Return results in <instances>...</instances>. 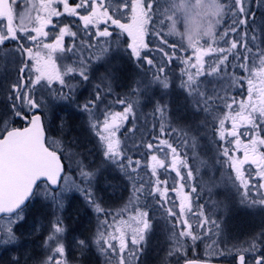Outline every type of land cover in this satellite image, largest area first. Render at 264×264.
<instances>
[{
    "label": "snow or ice",
    "instance_id": "obj_1",
    "mask_svg": "<svg viewBox=\"0 0 264 264\" xmlns=\"http://www.w3.org/2000/svg\"><path fill=\"white\" fill-rule=\"evenodd\" d=\"M16 4L17 0H0V61L10 60L15 69L14 79L9 77L0 83V221L6 220L0 223V246L19 242L16 231L27 221L28 202L42 196L50 217L44 244L51 253L43 264H65L67 229L58 213L64 207L65 191L75 187L100 221L92 242L101 252L116 258L118 264H130L129 258L134 261L146 242L153 228L152 206L160 211L165 224L171 225L169 239L176 245L175 253L182 252L189 240L193 247H198L196 242L205 237L211 241L208 260H185V264H210L213 256L226 258V264H264V229L231 248L220 246L215 237L220 235L221 226L209 214L212 209L195 203L203 191L196 183L200 169L192 163L197 159L195 137L189 140L181 130L184 139L178 145L170 139L176 129L161 123L159 135L149 133L150 138L141 136L139 144H133L140 154L139 159H133L124 143L128 133L122 129L130 117L134 118V103L118 98L116 103L123 105L122 110L106 108L101 112L98 102L103 98L97 87L96 95L78 107L87 114L89 130L96 137V148L103 160L95 170L81 164L80 184L64 177L61 160L66 149L60 141L46 138L44 121L55 101L68 100L73 94L74 86L65 77L89 80L82 60L78 66L55 71V54L73 51L64 46V38L76 39L83 32L107 44L118 29L130 38L131 42L125 43L132 57L157 67L161 75L154 73L153 81L161 88L170 86L165 59L168 63L179 60L184 66L180 87L191 97L195 111L206 114V125L211 117L215 144L211 166L227 170L228 182L242 204L264 207V16L257 20L253 11L255 7L264 14V0H169L163 10L158 0H33L29 11L36 15L22 14L20 22L14 23ZM228 14L231 24L218 32ZM62 17L73 20L65 23ZM149 23L153 25V35L160 38L161 46L156 49L161 53L160 65L141 56V50L148 48L145 35ZM72 24L76 25L75 31ZM169 36L179 37V42L170 43ZM189 49L190 54L179 56V51ZM100 51L107 55V48L101 47ZM5 68L6 64L0 62V72ZM226 76L227 88L221 85L219 91H209L208 85L213 83L209 77L224 80ZM153 81L137 82L131 95L146 94ZM245 84L246 98L237 100L230 94L235 87L243 91ZM156 111L163 115V108L158 106ZM18 122L23 126H16ZM241 151L242 156L238 155ZM199 163L209 166L207 161ZM108 164L118 165L132 183L128 202L111 220V214L91 190L101 168ZM62 181L69 188H64ZM76 244L84 251L90 241L84 237ZM10 264H20V259L13 258ZM215 264L222 261L216 259Z\"/></svg>",
    "mask_w": 264,
    "mask_h": 264
},
{
    "label": "rangeland",
    "instance_id": "obj_2",
    "mask_svg": "<svg viewBox=\"0 0 264 264\" xmlns=\"http://www.w3.org/2000/svg\"><path fill=\"white\" fill-rule=\"evenodd\" d=\"M32 2L33 0H17L15 9L17 17L14 20V23L20 22L19 16L22 14L27 13L32 17L36 15L35 11H29ZM36 2L38 3V0H36ZM168 2L169 0H159L161 10L167 7ZM153 5L156 7L155 3ZM258 13L260 15L262 14L260 11ZM262 15L264 16V14ZM71 20H73V18L64 17L65 23H68V21ZM231 20V15H226L224 21L218 28V32L223 30L225 25H230ZM128 21L131 22L130 13L127 17V22ZM26 22L29 24L31 23V21L27 20V16ZM71 27L74 31L76 30L75 24H72ZM174 38L175 42L177 39L179 40V37ZM120 41L125 42L122 37ZM113 42H116V40ZM152 42H157V40H152ZM201 42L204 43V41ZM89 43L91 46H89ZM98 43L99 42H97L96 38L85 36L83 32H80L76 39H73L72 37L68 39L67 47L73 48L72 52L57 53L54 56V63L59 65L56 69L58 72L64 71L65 66H63V63L72 62V66H78L79 62L82 60L85 67L88 69V74L93 73L102 75H96L94 76L95 78L89 76L88 81L82 80L79 76L69 78V83L74 86L73 94L68 100L55 101L51 111L44 117L47 139L49 141H60L63 145V149H66L62 156L66 166V171L63 174L64 177L69 182L75 180L80 184H82L79 175L81 164L95 170L101 165V161L103 160V157L99 154L96 148V137L89 130L87 114L83 113L78 107L96 95L97 87H99L100 95L103 98L102 102H98L101 112H103L106 107L110 108L112 111L122 110L123 105L116 103L118 98H124L133 102L134 109H136L135 111H143L144 106L152 102L150 101L151 99L166 101V105L171 108L177 117L183 113L184 105L188 108L192 107L191 111H195L193 110L195 109V105L193 104L191 97H189L180 87L181 82H179V80H171L169 88L163 89L153 80L148 79L143 71L132 65L130 56L131 49H125L121 43H114L112 48L107 46V55L104 56L100 51L102 46ZM158 47L160 46L156 43L155 49ZM155 52L157 54V57L155 56L157 61L162 60L158 51ZM97 57L101 58L97 59ZM0 62L6 64L5 70L0 72V83L5 82L9 77L14 79L15 69L11 64V61ZM228 73L230 75V70H228ZM114 78H116V80H113ZM208 79L213 81L212 84L208 85L209 91L213 88L219 91L221 85L225 88L228 87L227 76L224 80L212 77H209ZM147 81H153L150 91L144 95H131L132 89L137 87V82L143 83ZM54 87H59V85L54 84ZM246 88L247 85H245V89L242 91L239 87H235L230 94L236 95L237 100L246 98ZM92 90L96 92L91 93ZM64 91L67 92L68 90L65 89ZM168 103L171 106H169ZM66 117H68V120L66 124H63V120L65 121ZM201 117L204 116L200 115V118ZM71 118L73 120L75 119L74 124L68 123ZM192 122L191 119L185 124L182 122L178 124L177 122L175 125H171V128L176 129V131L173 132V136L177 137V140L174 142L178 145L181 144L183 138L181 130L185 132L186 129V131L189 132L187 133L189 140L193 137L196 138L198 143V146L195 149V154L198 155L196 157L199 161H207L209 163V166L207 167L197 163L200 170L206 172L213 171L212 169L218 170L216 174L213 172L207 174L205 179L203 178V172L200 174L197 173L198 181L208 186L205 198L206 201L204 204L207 205V208L212 209V212L209 214L212 219H216L218 222L221 220V222L227 225L225 228L229 231L225 230V232H231L230 234L235 236L245 234L238 231V229L240 230V227H244L243 229L246 228L248 233V226L264 222V207L260 205L248 206L240 202V195L236 193L235 189L232 188L231 183L228 182L227 170L221 169L219 165V168L211 166V161L215 152L212 128L205 129L201 127L203 123L199 121L197 114L194 122L199 123V128ZM21 123L23 125V122H18L16 126ZM128 129L126 130L127 133ZM136 133L140 137L144 136V133L141 131H136ZM140 137L137 138L132 132L131 134L128 133L127 139L124 140V143L127 145V154L134 155L139 153V151L133 147V144H139ZM191 154L192 151H190L189 155ZM101 169L113 176L111 177V181L115 179V183L107 184L104 182L107 178H103L102 181L104 185L101 186L99 178H96V180L92 182L91 190L97 201L105 208L106 212L111 214L108 217V219L111 220V216H114L119 212L128 202L129 197L131 196L129 187L132 188V183L127 182L126 179L128 178L124 174L119 173L120 168L118 165L108 164ZM103 175L104 173L101 172L98 176L103 177ZM208 178H210L211 181H206ZM62 186L66 189L69 188V184H64L63 181ZM64 196L66 197L63 200L64 207L58 215L63 217L67 229L64 238L65 256L63 259L65 264H118L116 258L104 254L98 246L92 242V235L96 231L100 221L97 219V214L91 208L86 206L81 193L77 188L71 187L70 190L65 191ZM219 203L221 205V210L217 205ZM230 203L232 205H230ZM29 205L30 208L27 213V221L24 223L23 227L18 228L16 231L19 242L15 245L0 246V264H10V261H12L13 258L20 259V264H43L51 254L47 246L44 244L48 235L47 228L50 217L48 210L44 206L43 197H32ZM230 208L231 210H229ZM80 210H83L81 216V219L83 218V224L76 228L72 226V222L69 218L77 211L81 213ZM226 210H228V217L226 216L228 220L227 223L225 218H222L223 221L220 218V215L222 214L221 211L223 212ZM240 211H242V213H240ZM153 216V228L149 232L146 242L140 247L136 259L132 261L131 258H129L130 264H179L184 259H187V257L169 255L167 248H165V244L166 240L168 242L172 241L167 238L171 225L165 224L160 217V211L158 209L154 211ZM73 218L74 216H72V219ZM0 223H6V220L0 221ZM163 232L164 237L166 238L164 242ZM84 237L89 238L90 245L87 249L81 251L77 246L76 241ZM170 252H172V250H170Z\"/></svg>",
    "mask_w": 264,
    "mask_h": 264
},
{
    "label": "flooded vegetation",
    "instance_id": "obj_3",
    "mask_svg": "<svg viewBox=\"0 0 264 264\" xmlns=\"http://www.w3.org/2000/svg\"><path fill=\"white\" fill-rule=\"evenodd\" d=\"M158 3H159V0H158ZM160 4V3H159ZM153 7H154V5H153ZM155 8V7H154ZM255 8L253 7V10H254ZM62 20H64V17H62L61 18ZM53 20H54V22H55V18H53ZM123 22V21H122ZM129 23H130V21H128ZM152 29H153V25L151 24V23H149L148 24V26L146 27V35H145V42L148 44V48L147 49H142L141 50V56L143 57V56H147L148 58H151V59H153V62H154V65H160L161 64V61L162 60H159V61H157V59L155 58V56L157 55L156 54V49H155V44L156 43H158L159 44V46H161L160 45V38L159 37H157V36H155V35H153V31H152ZM163 31L166 33L167 32V29L166 28H164L163 29ZM121 37L126 41H128V43H130L131 41L129 40V38L127 37V34L126 33H120V30H118V29H115L114 30V34H113V36L112 37H110V38H108V43L107 44H105L104 42H103V40H100L99 41V45L100 46H102L103 48H108V47H110V48H112L113 47V45H114V43H121L122 45H123V47L126 49H130L129 47H128V44H126L125 42H121L120 40H121ZM69 38H71L70 36L69 37H65L64 38V45H65V47H67V44H68V39ZM51 36L49 37V41H51ZM157 40V42H152V40ZM97 40V39H96ZM114 40H116V42H113ZM168 40H169V42L170 43H178L179 42V40L177 39V41L175 42L174 40H175V38L174 37H172V36H169L168 37ZM97 42H98V40H97ZM201 43H203V42H201ZM108 46V47H107ZM166 50L167 51H169V52H171L172 51V49L171 48H166ZM189 52L188 53H185L183 50H181V51H179V56H185V55H188V54H190V52H191V50L189 49L188 50ZM159 53V52H158ZM56 55V54H55ZM131 56V55H130ZM159 56H161V53H159ZM157 57V56H156ZM162 58V57H161ZM165 64H166V67H165V73H166V75H167V77H168V79H169V81H171V80H173V79H177V80H181V71H182V69H183V65L179 62V60H176V59H174L171 63H168L167 61H166V59H165ZM131 63H132V65L133 66H135L136 68H139V70H141V71H143L144 73H145V76L148 78V79H150V80H153V74L154 73H156L157 75H161L159 72H158V70H157V67H154L153 65H148L147 64V62H146V60H140V61H138V60H136V58L135 57H132L131 56ZM69 64H70V66H72V62H69V63H63V66H69ZM56 65V68H55V71H56V69H57V66H59L58 64H55ZM58 72V71H57ZM90 77L91 76H99V75H102V74H93V73H91V74H88ZM69 78L70 77H65V79L66 80H69ZM82 79V78H81ZM186 79V78H185ZM113 80H116V78H114ZM134 110H136V109H134ZM147 109H145L144 111H146ZM144 123V126L146 127V128H148L149 126H150V122H146V120L144 119V121H142L141 119H139V122H138V124L140 125L141 123ZM147 135L149 136V132H145L144 131V137H146V138H149V137H147ZM244 141H245V143H247V141H248V138L247 137H245L244 138ZM192 155V154H191ZM190 155V156H191ZM238 155H240V156H242L243 155V153H242V151L240 152V153H238ZM196 156H198V155H196ZM136 159V158H135ZM192 163H193V166L194 167H198L199 165V159L197 158L195 161H192ZM198 163V164H197ZM216 167H218L219 168V166L218 165H215ZM214 166V167H215ZM247 167V166H246ZM213 171H202V170H200L199 172H198V174H200L201 172H203V178L205 179L206 177H207V174H211L212 172L213 173H217L218 172V170H214V169H212ZM101 172H103L104 173V175L105 174H108V172H106V171H101ZM119 173H121V174H124L122 171H119ZM99 177V176H98ZM110 177H113V176H111L110 175ZM100 178V177H99ZM101 178H103V177H101ZM126 178V177H125ZM126 181L127 182H131V181H129L128 179H126ZM206 181H211L210 180V178H208V179H206ZM113 182H114V180H113ZM196 183H198L199 185H200V187H201V189H203V191L201 192V195H200V199L199 200H197V201H195V203H198V204H204L205 203V198H206V191H207V188H208V186L207 185H205V184H202L200 181H198V179L196 180ZM111 184H113V183H111ZM129 191L131 192V194H132V188H130L129 187ZM195 195V194H194ZM218 205V208L221 210V205H220V203L219 204H217ZM230 205H232L231 203H230ZM233 208V207H232ZM229 210H231V208L229 209ZM263 210H264V208H263ZM243 212H244V210H243ZM246 212V211H245ZM221 215H220V218L222 219V218H225L226 219V223H227V217H228V210H226V211H221ZM240 213H242V211H240ZM239 213V214H240ZM227 216V217H226ZM192 220H193V225L195 226V223H196V221H195V218H192ZM222 221H223V219H222ZM262 222H260V224H256V225H250V226H248L247 227V229H248V233H247V230H246V228L245 229H243V228H241L240 227V230L238 229V231H241V233H245V234H240V235H232V234H230L229 232H225V230L226 231H229L228 229H226L225 228V226H227V225H225L223 222H221V220H219V224H220V235L218 236V237H215V239H217L218 241H219V243H220V246H223V247H228V248H231L232 247V245L233 244H236V243H243L245 240H247V239H249V237L252 235V234H255V233H258L259 231H261L262 229H264V222L261 224ZM242 229V230H241ZM233 230V229H232ZM234 231V230H233ZM167 238H169V235H167ZM166 240V238L164 237V232H163V242ZM211 243V241L207 238V237H205L204 238V240H202V241H197L196 242V244L198 245V247H193V243H192V241H188L187 242V244H185V246H184V249H183V251L182 252H179V253H175L174 252V249H175V247H176V245H175V243L173 242V241H167L166 240V246H165V248H167V252H169L170 253V250H172V252L174 253V254H172V255H175V256H179V257H187V258H192V259H197V258H201V259H205V260H208L209 259V252H210V249L208 248V244H210ZM216 259H220L221 261H222V263H225L226 264V258H221V257H211V260H210V262H215V260Z\"/></svg>",
    "mask_w": 264,
    "mask_h": 264
},
{
    "label": "trees",
    "instance_id": "obj_4",
    "mask_svg": "<svg viewBox=\"0 0 264 264\" xmlns=\"http://www.w3.org/2000/svg\"><path fill=\"white\" fill-rule=\"evenodd\" d=\"M254 12H256V17H257V20H259L260 18H262V14L260 15L258 12V10L255 8L254 10H253ZM258 13V14H257ZM66 21V20H65ZM185 52V51H184ZM189 51H187V52H185V53H188ZM232 63H235V61H233ZM228 70H230V75H231V73H232V71H233V69H232V67H231V65L229 66V69ZM235 71L237 72V73H239V69H235ZM96 73V72H95ZM91 77H93V76H91ZM95 78V77H94ZM179 82H181V80L179 81ZM169 83H170V81H169ZM246 85V84H245ZM96 91H91V93H95ZM148 99V98H147ZM150 101H152V102H150V104H148V105H145L144 106V110L145 109H147L146 111H142V110H138V111H135L134 110V118L133 117H130L129 118V121L126 123V125H125V129H123L122 130V132L123 131H126L127 129H128V127H129V129H128V133L129 134H131V132H132V134H134V136H136L137 138H139L140 136L139 135H137V133H136V131L138 132V131H141V132H143L144 133V131L145 132H149V133H152V134H156V135H159V127H160V124L161 123H164V125H165V127H167V128H170V129H172L171 128V125H175L177 122H178V124L180 123V122H182V123H187L188 122V120L190 121V119L193 121L192 123L196 126L197 125V127L199 128V123L198 122H194L195 121V119H196V114H197V117H199V121H201V123H203V125H201V127H203V128H205V129H211L212 128V125H211V117H209V123L206 125L205 123H204V119H205V113H203V112H196V111H191L192 110V107L191 108H188V107H186L185 105H184V108H183V113L179 116V117H177L174 113H173V111L171 110V108H169L167 105H166V101H163V100H159V99H151ZM158 101H159V103H158ZM177 101V100H176ZM177 103H179V102H177ZM169 104V103H168ZM161 107V108H163V115L160 113V112H158V111H156V108L157 107ZM169 106H171L170 104H169ZM106 108H108V107H106ZM193 110H195V109H193ZM199 114V115H198ZM200 115H202V116H204V117H201L200 118ZM139 119H141L142 121H144V119L146 120V122H150V126L148 127V128H146L145 126H144V123L142 122L140 125L138 124V122H139ZM67 120H68V117H66L65 118V121L63 120V124H66V122H67ZM178 120V121H177ZM68 123H70V124H74L75 123V119L73 120L72 118L71 119H69V121H68ZM189 125V124H188ZM23 125H22V123L21 124H19L18 125V127H22ZM133 129H135V132H133L132 130ZM185 132L186 133H189V132H187L186 131V129H185ZM147 137H149L148 135H147ZM146 138V137H145ZM150 138V137H149ZM170 139L174 142L175 140H177V137H175V136H173V133H172V136L170 137ZM182 139H184V137L182 138ZM174 143H176V142H174ZM177 144V143H176ZM190 151L191 150H189V153H190ZM128 155H130V154H128ZM130 156H132V158L133 159H139L140 158V154L139 153H137V154H132V155H130ZM64 162V161H63ZM64 168H65V171H66V166H65V162H64ZM101 171H103V169H101ZM121 171V170H120ZM97 178H99L98 176H97ZM103 178L105 179V178H107V180H105L104 182H106L107 184H111V183H115V181L113 182V181H111L112 180V178L110 177V175L109 174H105V175H103ZM103 178H99V181H100V184H101V186L102 185H104V183H103V181H102V179ZM115 180V179H114ZM119 191V190H118ZM79 208V207H78ZM157 209V207L156 206H152V211H151V214L153 215L154 214V211ZM81 211V213L79 212V211H77L75 214H73L72 216H74V218L72 219V216L69 218L70 219V221L72 222V226H74V227H76V228H78V227H80L82 224H83V221H82V219H81V216H82V214H83V210H80Z\"/></svg>",
    "mask_w": 264,
    "mask_h": 264
},
{
    "label": "water",
    "instance_id": "obj_5",
    "mask_svg": "<svg viewBox=\"0 0 264 264\" xmlns=\"http://www.w3.org/2000/svg\"><path fill=\"white\" fill-rule=\"evenodd\" d=\"M62 162V161H61ZM63 164V163H62ZM30 200H31V198H30ZM29 203V202H28ZM0 215H3V214H0ZM182 264H185V261L182 263ZM210 264H215V263H212V262H210ZM223 264V263H222Z\"/></svg>",
    "mask_w": 264,
    "mask_h": 264
}]
</instances>
